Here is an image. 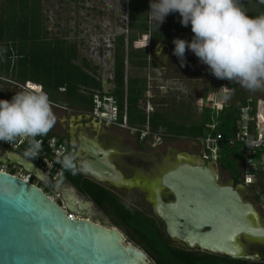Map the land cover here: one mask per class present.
Wrapping results in <instances>:
<instances>
[{
  "label": "water",
  "instance_id": "water-1",
  "mask_svg": "<svg viewBox=\"0 0 264 264\" xmlns=\"http://www.w3.org/2000/svg\"><path fill=\"white\" fill-rule=\"evenodd\" d=\"M113 86L103 82L106 93H112ZM79 136L87 150L80 172L100 181L119 178L120 172L107 160L114 150L82 132ZM184 156L187 162L164 176V183L176 190L182 209L179 219H167L169 226L179 229L188 209L191 230L187 233H195L192 240L203 249L235 259L262 260L259 253L247 252L240 241L244 237L264 244V221L256 206L234 185L220 182L214 163L192 164L189 153ZM0 164H16L38 181L53 184L48 174L17 152L0 149ZM0 182L14 185L11 196L0 195V264H148V255L126 243L123 233L87 218L94 212L93 203L81 197L70 181L53 185L61 203L42 187L10 172L0 170Z\"/></svg>",
  "mask_w": 264,
  "mask_h": 264
},
{
  "label": "trees",
  "instance_id": "trees-1",
  "mask_svg": "<svg viewBox=\"0 0 264 264\" xmlns=\"http://www.w3.org/2000/svg\"><path fill=\"white\" fill-rule=\"evenodd\" d=\"M239 4L249 16L264 13V4H260L259 0H239ZM128 7L129 32L127 35H118L114 42V87L111 94L117 99L120 119L127 112L130 126L144 129L149 125L152 132H163L167 139H197L206 135L211 120L210 109H205L198 118L194 115L192 106L186 105L184 101H174L170 104L171 107L163 108L169 104L162 99L159 103L162 107L158 106L148 113L140 105L149 90L147 77L140 72L134 75L127 73L128 65L139 69L148 66L149 43L146 39L142 40L144 35H149L154 41H168L175 48L174 39L191 42L194 35L191 25L183 26L180 14L173 12L157 27L150 20L149 0H128ZM135 44H139L136 49ZM189 54L195 55L190 49H186L185 55ZM78 60L79 47L76 42L69 41L64 36L50 35L45 25L43 0H3L0 5V78L20 84L32 82L30 87L38 90L42 86L52 104L84 113L94 108L93 90H103V81L98 77L99 67L93 66L87 58L81 59V62ZM216 87L218 86L214 85L207 89L204 96ZM231 90L236 101L220 112L217 129L225 137L221 144L219 166L230 169L235 174L241 168L244 154L240 151V144L230 145L228 139L237 128L240 106L251 96L239 84L231 86ZM12 97L9 90L0 89V99L11 100ZM183 109H186L188 115L184 114ZM53 135L55 134L49 131L45 137ZM16 171L12 169L10 173L15 174ZM67 178L80 192L88 194L101 207L109 208L118 215L129 210L105 186L81 174H72L71 171ZM236 183H240L238 178ZM138 234L144 245H149L146 233ZM255 247L263 257L260 261L219 256V264H264V244L257 243ZM154 254L160 264H166L163 247L158 248Z\"/></svg>",
  "mask_w": 264,
  "mask_h": 264
},
{
  "label": "flooded vegetation",
  "instance_id": "flooded-vegetation-1",
  "mask_svg": "<svg viewBox=\"0 0 264 264\" xmlns=\"http://www.w3.org/2000/svg\"><path fill=\"white\" fill-rule=\"evenodd\" d=\"M149 42H162V46L167 52L164 58H161L157 53L149 55L148 66H152L153 69H161V75L165 81L177 82L183 80L182 77L184 76L180 75L177 67L176 60H179V58L173 54L174 46L172 43L165 40L154 41L151 38ZM184 59L188 63L183 66L189 65V68L194 60L200 61L198 57L190 54L185 55ZM165 61L168 62V68L164 67ZM227 81L230 89L231 86L237 83L236 81ZM214 85L217 86L216 82L210 81V85L204 91L206 92L207 89ZM232 93L234 97V92L232 91ZM60 126L62 134L68 138L70 144L74 147L72 155L75 157V163L79 169L77 173L114 192L119 201L129 208L127 212L118 215L109 208L101 207L88 194L80 192L71 183L81 197L93 203L92 210L94 212L89 214L88 219L119 230L124 234L126 243L138 246L148 255V264H160L154 254L160 247H163L166 264H219V256L230 257L205 250L197 240H192L195 233H187L191 230L189 224L191 218L188 209H184L183 217L180 218L183 224H179V229H177V226L174 228L169 226L167 221V219H179L178 216L182 213V209L176 190L164 183V176L177 169L182 163L187 162L184 152L189 153V162L192 164H209L203 158L201 143L193 138L184 137L192 140L194 146L199 147L197 153L172 147L160 148L168 140L167 138L163 137L150 142L152 137L141 139L138 133H132L127 129L133 135H128V138L124 139L114 129L119 126L93 121L88 116L71 118L67 125ZM80 132L87 139L100 144L103 148L114 150L107 160L116 166V170L120 172L119 178L100 181L90 173L80 172L82 161L87 157V150L82 145L79 136ZM180 138L169 140H178ZM149 142L153 147L152 149L145 148ZM221 169L229 175L230 180L227 184L234 185L246 200L241 187V185L246 186L242 181L241 168L235 174L230 169H224L223 167ZM33 178L32 176V180ZM236 178L240 180V183H236ZM66 180L70 181L68 178ZM220 182L224 184L222 181ZM48 187L49 189L47 190ZM43 189L46 192L51 191L49 185L44 186ZM250 189L255 195L254 190ZM57 201L61 203L60 198ZM138 233H146L145 237L149 245H144L142 237ZM251 243L254 246L253 253H259L255 247L258 242L252 241Z\"/></svg>",
  "mask_w": 264,
  "mask_h": 264
},
{
  "label": "clouds",
  "instance_id": "clouds-1",
  "mask_svg": "<svg viewBox=\"0 0 264 264\" xmlns=\"http://www.w3.org/2000/svg\"><path fill=\"white\" fill-rule=\"evenodd\" d=\"M149 12L157 27L173 12L180 14L183 26L191 25V42L173 40V54L181 63L190 49L215 77L237 81L248 90L264 89V13L249 16L239 0H150ZM56 119L45 92L19 91L11 100L0 99V141L23 138L28 144L24 155L35 158L42 151L36 137L47 135ZM56 162L72 174L79 170L71 153L58 154ZM13 188L0 182V195L11 196Z\"/></svg>",
  "mask_w": 264,
  "mask_h": 264
},
{
  "label": "rangeland",
  "instance_id": "rangeland-1",
  "mask_svg": "<svg viewBox=\"0 0 264 264\" xmlns=\"http://www.w3.org/2000/svg\"><path fill=\"white\" fill-rule=\"evenodd\" d=\"M2 2L3 0H0V5ZM43 13L45 25L50 31V35L58 37L64 36L69 41L76 42L79 47L78 62H81L83 58H87L93 66L99 67L98 77H100L103 82L107 80L111 83L113 71L110 59L114 58L115 38L120 34L127 35L129 32L128 0H43ZM150 20H152L151 16ZM145 39L149 43V55L157 53L161 58H164L167 50L162 46L163 43H150L149 35H144L142 40ZM138 46L139 44H135L134 49L138 48ZM176 61L180 75L184 76L182 77L183 80L177 82L171 80L165 81L164 77L161 75V69H153L152 66L139 69L138 67L128 65L127 73L128 75H134L136 72H140L147 77L149 90L146 94V98L143 99L140 104L147 112L154 111L158 106L162 107V105L159 104L162 99L167 100L169 104V106L165 105L163 108L171 107L170 104H173L174 101L176 103L184 101L186 105L189 104L192 106L194 115L199 118L201 116V106H203L202 97L204 98V90L210 85V81L216 82L217 86H220L223 82H227V79L215 77L208 66L198 60H192V66L190 68L188 67L189 65L183 66L188 63L186 59H184L183 63H181L180 59ZM164 67L168 68L167 61H165ZM236 84L239 83L237 82ZM239 86L242 87L240 84ZM242 88L248 91L251 97L264 99V89L248 90L244 87ZM0 89H7L12 95L21 91L17 88H12L10 82L4 81L2 78H0ZM216 89H218V87ZM232 95L233 93L228 97L229 102L231 100L233 102L236 101ZM52 108L57 119L50 131L55 135L64 136L60 125H67L71 118H83L86 116L83 111L76 109L69 110L63 106L56 105H52ZM183 112L185 115H188L186 109ZM92 120L97 121L93 118ZM114 129L116 133L122 135L124 139H127V136L131 135V132H128L125 128L115 127ZM154 140L155 139L152 137L150 142ZM150 142L147 143L146 149L153 148ZM167 147L187 150L194 153H197L199 148L194 146L192 140L184 137L178 140L168 139L160 146V148ZM216 168L218 169L220 181L227 184L230 180L229 175L223 172L220 166H216ZM33 181L40 182L36 178H33ZM40 184H42L43 187L49 185L43 182ZM263 184V178H260L254 186L248 187L241 185L246 200L252 202L258 211L260 210L258 202L260 193L263 190ZM49 186L51 191H48V194L52 195L55 200H58L59 198L56 197L55 191L51 189V185ZM250 188L254 190L255 195H253ZM48 189L49 187L47 190ZM240 241L243 243L247 252L253 253L254 246L251 243L252 241L244 237H242Z\"/></svg>",
  "mask_w": 264,
  "mask_h": 264
},
{
  "label": "built area",
  "instance_id": "built-area-1",
  "mask_svg": "<svg viewBox=\"0 0 264 264\" xmlns=\"http://www.w3.org/2000/svg\"><path fill=\"white\" fill-rule=\"evenodd\" d=\"M2 79L8 80L4 78ZM12 82L21 86L22 90H38L30 87V82H27L26 84ZM216 88H214L207 96H204V98L202 97L203 106H201V112L205 109L211 110V120L208 124V131L206 132V135L193 139L201 143L204 160L209 162V164L214 163L218 167L220 165L221 144L225 140L224 135L217 129L219 115L220 112L224 108L229 107L233 101H228L229 95L232 94L228 81L218 86V89ZM41 90L43 91L42 86ZM93 100L94 108L91 111L84 112V115L109 125H117L121 128L128 129L132 133H138L141 139L153 137L158 140L164 137L163 132H152L149 125L144 129L130 126L128 123L127 112L124 113L123 119L121 120L117 99L111 93H106L104 88L103 90H93ZM261 105H263L264 108L263 98L255 99L254 97H250L245 104L240 106L237 128L234 135L228 139L230 145H235L236 143L240 144V151L244 154L243 162L241 164V177L243 183L248 187L254 186L260 178H263L264 183V114L261 111ZM63 107L72 110L71 108ZM36 139L42 141V151L35 158L24 155L28 144L23 138H17L13 143L0 141V149L17 152L25 158L33 161L52 178L53 184L51 185V189H53V185L62 184L66 181L69 172L62 170L61 165L56 162L57 156L61 153L73 154L74 147L65 136H38ZM12 169L17 170L15 175L32 181V175L24 172V170L19 168L16 164L11 166L0 164L1 171L10 172ZM40 183L41 182L36 181L35 184L42 187ZM55 195L57 198H60L58 193L55 192ZM258 205L260 208L259 212L264 219V184L263 190L260 193ZM68 214L70 217H74L73 214Z\"/></svg>",
  "mask_w": 264,
  "mask_h": 264
},
{
  "label": "crops",
  "instance_id": "crops-1",
  "mask_svg": "<svg viewBox=\"0 0 264 264\" xmlns=\"http://www.w3.org/2000/svg\"><path fill=\"white\" fill-rule=\"evenodd\" d=\"M110 63H111V65H112V67H114V58L113 59H110ZM113 73V72H112ZM113 78V77H112ZM30 83H32V82H30ZM52 104V103H51ZM52 105H56V104H52ZM56 106H58V105H56Z\"/></svg>",
  "mask_w": 264,
  "mask_h": 264
}]
</instances>
